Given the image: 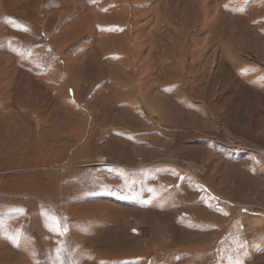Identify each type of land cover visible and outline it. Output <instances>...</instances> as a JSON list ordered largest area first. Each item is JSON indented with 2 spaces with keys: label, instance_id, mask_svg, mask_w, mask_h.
<instances>
[{
  "label": "rangeland",
  "instance_id": "obj_1",
  "mask_svg": "<svg viewBox=\"0 0 264 264\" xmlns=\"http://www.w3.org/2000/svg\"><path fill=\"white\" fill-rule=\"evenodd\" d=\"M0 264H264V0H0Z\"/></svg>",
  "mask_w": 264,
  "mask_h": 264
}]
</instances>
